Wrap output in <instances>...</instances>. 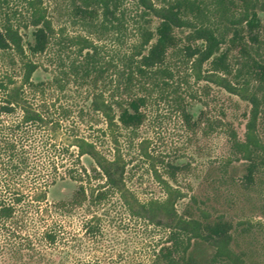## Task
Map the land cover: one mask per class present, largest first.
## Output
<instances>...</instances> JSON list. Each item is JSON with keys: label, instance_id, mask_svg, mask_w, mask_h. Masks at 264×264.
I'll return each instance as SVG.
<instances>
[{"label": "trees", "instance_id": "trees-1", "mask_svg": "<svg viewBox=\"0 0 264 264\" xmlns=\"http://www.w3.org/2000/svg\"><path fill=\"white\" fill-rule=\"evenodd\" d=\"M133 3L70 0L71 23L81 27L71 33L57 25L47 0H0V241L34 210L53 218L42 237L56 244L59 217L84 213L85 234L97 237L107 214L120 209L163 232L150 264H264L260 234L240 230L247 221L233 219L230 208L196 195L179 208L187 194L178 176L188 162L157 158L142 140L139 150L163 190L143 198L129 185L125 155L159 101L170 104L186 134H196L205 112L196 118L192 111L202 100L193 83L216 85L250 105L244 138L220 123L245 172L236 179L225 169L218 182L256 193L264 215V0ZM109 36L123 42L113 53ZM40 68L52 77L35 81ZM72 88L85 95L77 109L60 103L68 95H51ZM65 179L77 183L72 196L49 203V189Z\"/></svg>", "mask_w": 264, "mask_h": 264}, {"label": "rangeland", "instance_id": "rangeland-1", "mask_svg": "<svg viewBox=\"0 0 264 264\" xmlns=\"http://www.w3.org/2000/svg\"><path fill=\"white\" fill-rule=\"evenodd\" d=\"M128 1L130 7L133 6V0ZM47 2L57 25L66 23L71 33L81 30L78 24L71 23L66 10L70 0ZM126 38L125 41L133 36L129 34ZM106 44L109 53H113L123 42L119 44L111 37ZM51 77L50 72L44 68L34 74L35 81ZM193 87L202 100L193 104L192 111L196 118L205 112L203 126L196 134H186L178 114L168 102L159 101L150 105L147 121L139 129L138 138L130 149L125 150L129 159V185L143 198L163 194L161 185L152 173L149 159L139 150L141 141L145 139L147 143L144 146L151 155L165 161L180 159L190 164L188 170L178 176V185L187 194L178 204L180 209L192 195L206 201L208 205L215 201L217 207L230 208V215L236 221H247L246 224L238 225L240 230L252 228L264 241V215L257 208L261 203L259 196L238 187V181L230 179L222 184L218 182L225 169L228 176L236 179L245 172V161L236 160L232 156L228 132L220 123H231L238 135L244 138L250 105L238 96L204 81L194 82ZM51 95H68L61 97L60 103L73 109L85 105V95L77 88ZM208 119L215 123L209 125ZM96 123L97 127L104 125L101 120H96ZM83 131L88 134L92 132L85 125ZM82 161L87 167L93 163L87 155L82 157ZM163 166L158 165V170L165 173ZM76 187L77 183L73 180L59 181L49 189L48 202L69 199ZM52 220L48 214L34 210L29 216L9 226L6 236L0 241L3 264H150L163 235L153 225L132 217L125 210L115 209L107 214L97 237L85 234L84 213L59 217L55 226L60 231L59 240L56 244H49L43 239L42 233ZM39 251L44 254L40 255Z\"/></svg>", "mask_w": 264, "mask_h": 264}]
</instances>
